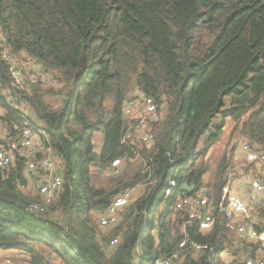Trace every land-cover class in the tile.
Returning a JSON list of instances; mask_svg holds the SVG:
<instances>
[{
    "label": "trees",
    "instance_id": "trees-1",
    "mask_svg": "<svg viewBox=\"0 0 264 264\" xmlns=\"http://www.w3.org/2000/svg\"><path fill=\"white\" fill-rule=\"evenodd\" d=\"M4 51L40 64L56 84L12 86ZM6 88L29 115L5 101ZM136 89L167 101L150 125V146L122 143V107ZM226 118L264 154V0H0V150L19 142L25 122L43 129L48 142L40 141L63 178L53 203L28 212L40 198L25 193L28 161L13 152V166L0 170V250L22 252L26 264H153L187 236L212 251L182 264H242L220 258L237 243L218 208L231 170L226 156L203 181ZM115 160L118 172L102 180ZM169 178L176 191L193 186L188 194L211 201L210 231L172 210L175 197L163 198ZM137 187L142 192L102 231L96 215Z\"/></svg>",
    "mask_w": 264,
    "mask_h": 264
},
{
    "label": "built area",
    "instance_id": "built-area-1",
    "mask_svg": "<svg viewBox=\"0 0 264 264\" xmlns=\"http://www.w3.org/2000/svg\"><path fill=\"white\" fill-rule=\"evenodd\" d=\"M3 57L11 64L12 86L23 88L25 84L30 83L47 88L56 84L52 73L40 64L32 61V68L24 69L18 67L19 62L6 51L3 52ZM1 95L5 97V101L11 107L19 108L24 117L28 114V109L24 108L25 104L20 101L16 102L7 88L2 90ZM166 109L167 101L165 99L156 102L138 89L133 91L132 97L127 99L122 107V117L126 123L122 143L129 142L134 138L140 143L150 146L153 141L150 125L161 119ZM41 139L48 142L44 130H37L25 122L19 142H13L8 150H0L1 171H7L13 166L15 161L14 151H17L19 156L27 159L25 175L28 186L34 187L40 198V202H34L28 206L27 211L34 214L43 212L47 205L53 203L63 185L62 174H60V168L56 166L55 157L49 147L44 149ZM7 140L9 141V139ZM239 147L245 154L246 162L254 170L253 175L236 177L235 170L231 169L227 177V184L222 189V196L218 205L219 212L223 213L228 219L226 227L235 234L237 243L235 249L223 250L220 258L225 263L238 260L242 264H264V215L260 213L261 210L264 213V182L260 176V173L264 172V154L247 142H241ZM39 152H42V157L36 159ZM33 158L34 161L31 160ZM119 166L120 161L115 160L110 169L105 170L103 173L107 175L117 173ZM235 178L240 179L244 197L239 196L237 192L232 191L230 188L231 181ZM174 186V180L169 178L163 190V198L175 197L172 210L186 213L188 221L196 222L200 232L210 231L214 226L211 201L202 194L190 195L178 192L174 189ZM134 198L135 196L133 197L128 191L114 197L109 207L96 215L99 227L106 229L115 225L119 212L130 204ZM248 198L249 201L245 202V199ZM163 209L164 204L161 205L162 212ZM117 240V238L112 239L107 249L116 245ZM211 251L212 249L209 246L197 243L186 236L168 256L156 259L153 264H182L189 256L195 258Z\"/></svg>",
    "mask_w": 264,
    "mask_h": 264
},
{
    "label": "rangeland",
    "instance_id": "rangeland-1",
    "mask_svg": "<svg viewBox=\"0 0 264 264\" xmlns=\"http://www.w3.org/2000/svg\"><path fill=\"white\" fill-rule=\"evenodd\" d=\"M19 63L17 64L18 67L20 68H27L31 69L32 68V61L28 59L25 55L19 56ZM15 68H17L16 65H14ZM18 69V68H17ZM131 93L127 99L132 97ZM48 100L51 102L52 99L48 98ZM30 113V112H29ZM29 115V114H28ZM220 117V116H219ZM220 118H216V120H219ZM241 125H237L235 122L230 120L229 118L224 119V124L223 128L221 129V134L218 139V141L210 148L208 151L207 155L205 156L204 163L209 167V171L203 176V181L204 183H208L214 174V169L216 168L218 162L222 157L226 156L228 161L231 163V169L233 168L238 175H243V176H250L253 175V167L246 162L245 160V154L242 152L240 149L239 145L241 142H247L251 144L248 139L244 138L243 135L241 134ZM96 150H98L102 144V134L97 133L94 138H93ZM202 146V143L201 145ZM253 146V145H252ZM56 160V166L61 169V163L60 161L55 158ZM199 161H196L198 163ZM241 165V167H240ZM62 170V169H61ZM105 176H101L102 180L106 179ZM241 187V183L239 182ZM205 188V187H204ZM141 187H137L134 190L128 191L131 195L136 196L140 194L142 191ZM208 190V189H207ZM206 191V188H205ZM25 193L28 194L31 197H37V193L34 187L28 186V188H25ZM244 200V199H243ZM245 202L249 201L248 199H245ZM162 212L161 207H156L155 209V214L153 217V223L156 224L158 213ZM123 212L121 210L119 212V215ZM172 218V217H171ZM176 219L172 218L171 222L173 223L174 227L176 226ZM172 227V229L174 228ZM109 228L106 229H101L102 231L106 232L108 231ZM26 255H24L22 252L17 251L15 253H12L10 251L6 250H0V264H26Z\"/></svg>",
    "mask_w": 264,
    "mask_h": 264
},
{
    "label": "crops",
    "instance_id": "crops-1",
    "mask_svg": "<svg viewBox=\"0 0 264 264\" xmlns=\"http://www.w3.org/2000/svg\"><path fill=\"white\" fill-rule=\"evenodd\" d=\"M240 167H241V165H240ZM235 174H236V177H239L240 176V175L237 174L236 171H235ZM239 182H240V179L239 178H235V180L231 181L230 188L232 189V191L237 192L239 194V196L244 197L245 195L242 192L241 188L239 187L240 185H238ZM6 251H10L12 253L17 252L16 250H12V249L11 250H6Z\"/></svg>",
    "mask_w": 264,
    "mask_h": 264
},
{
    "label": "water",
    "instance_id": "water-1",
    "mask_svg": "<svg viewBox=\"0 0 264 264\" xmlns=\"http://www.w3.org/2000/svg\"><path fill=\"white\" fill-rule=\"evenodd\" d=\"M183 189H184L185 192L191 193L192 190L194 189V187L193 186L188 187L187 185H184Z\"/></svg>",
    "mask_w": 264,
    "mask_h": 264
}]
</instances>
